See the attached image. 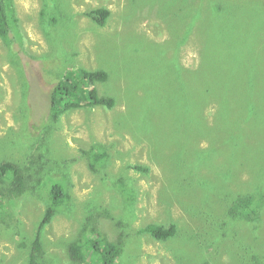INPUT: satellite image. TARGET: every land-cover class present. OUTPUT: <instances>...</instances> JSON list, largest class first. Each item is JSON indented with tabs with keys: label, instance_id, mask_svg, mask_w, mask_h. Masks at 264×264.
Segmentation results:
<instances>
[{
	"label": "rangeland",
	"instance_id": "374dc122",
	"mask_svg": "<svg viewBox=\"0 0 264 264\" xmlns=\"http://www.w3.org/2000/svg\"><path fill=\"white\" fill-rule=\"evenodd\" d=\"M52 1L13 0L21 40L10 45L0 37V162L25 166L43 152L47 160L44 169L49 170V176L66 179L70 193L66 207L58 209L41 232L39 262L85 264L71 257L69 246L78 239L85 215L101 211L99 229L103 234L109 240L124 236V255L117 264H255L254 251L264 256V209L258 230L250 223L226 225L223 216L211 221L214 214L209 204L199 191L192 190L195 183L189 185L184 180L185 164L184 171L173 165L175 156L177 162L185 161L196 147L187 150L177 145L184 149L179 157L173 142L183 144L186 137L182 130L171 128L180 125L193 109L204 107L202 85L189 77L190 70H197L205 61L203 46L209 40L216 43L218 51L211 64L217 65L226 79L223 58L231 50L228 37L233 33L231 39L236 43L239 28H246L257 14L264 15V0H196V13L193 5L183 6L186 0H143V6L153 11L147 16L137 11L131 16L130 0H56L69 14L57 26L49 24V17L41 18L42 9L48 7L53 12ZM140 1L134 5H141ZM223 2L236 6L239 27L232 23L233 13L232 22L229 16L217 25L210 24L220 19L210 13L209 6ZM101 6L111 12L104 27L96 26L84 14ZM191 20L194 24L189 30L185 25ZM140 36L169 44L168 51L177 61V67L158 71L155 76H162L149 86L141 81L154 69L139 62L146 54ZM251 39L257 41V36ZM258 49L264 50L250 43L247 52ZM255 54L257 60L261 55ZM72 66L107 71L108 78L96 87L100 94L114 97L115 105L72 108L50 123L48 98L53 74ZM142 86L150 89L148 96ZM138 101L143 102L142 109ZM164 105H168L165 110ZM214 106L217 109L216 103ZM148 116L150 125L145 121ZM43 124L52 125L48 134L41 128ZM45 138L49 147H43ZM94 143L103 144L108 152L98 170L89 167L85 155ZM259 147L264 151V145ZM241 158L242 174L236 181L248 187L250 159L245 154ZM178 177L183 179L180 187L176 185ZM121 183L134 193L131 204ZM253 187L264 193V181ZM218 191H212L213 204ZM44 199V192L28 190L5 206L6 215H0V264H29L32 242L47 206ZM170 222L181 230L179 236L166 241L138 231L149 223Z\"/></svg>",
	"mask_w": 264,
	"mask_h": 264
},
{
	"label": "trees",
	"instance_id": "16d2710c",
	"mask_svg": "<svg viewBox=\"0 0 264 264\" xmlns=\"http://www.w3.org/2000/svg\"><path fill=\"white\" fill-rule=\"evenodd\" d=\"M195 1L186 0L183 6L193 5V11L196 13L198 7L195 5ZM129 2L131 16L133 11H137L139 14L146 12L144 16L153 12L151 7L143 6L146 4L143 0L140 1L141 5H134L138 4L137 0ZM52 3L54 4L53 12L48 11V7H46L41 10V18L49 17V24L62 25L63 17L67 19L66 16L69 15L65 12L66 6L63 7L61 2L56 0ZM209 11L220 19L219 21L214 19V22L212 21L210 24L217 25L221 22V18L229 17L233 13V22L231 16L229 21L233 25L237 22L239 27L240 18L235 12L234 4L231 6L224 2L219 3L209 6ZM84 14L96 26L104 27L111 12L108 8L101 6L92 8ZM263 16L257 14L246 25V28L245 25L240 27L241 32L238 31L239 33L236 35L238 36L236 43L234 38L231 39L233 33L229 35L231 50L223 58V67L227 72L226 79L221 77L219 67L211 64V60L218 51L216 43L209 40L203 46L205 61H201L197 70H190L189 77L202 85L200 95L204 100V107L193 109L190 114H186L187 117L180 125L171 128V131L174 132L178 129L182 130L186 137L183 144L173 142L176 146L175 150L180 152L179 157L184 149L177 145H183L187 150L196 147L192 149L193 155L186 158L185 161L177 162L176 158L178 157L175 156L173 165L176 169L184 171L183 164H185L187 173L184 180L189 185L195 183L192 190L199 191L204 203L209 204L208 209L214 214V219L211 221H216L218 216H223L225 217L223 223L226 225L240 222L250 223L254 230H258L260 222H262L264 209V193L258 188L254 190L253 187L258 182L264 181V151L259 147V144L264 145V50L258 49L248 53L247 49L250 43L259 44L264 48ZM127 18H131L129 14ZM17 20L13 0H0V37L10 45L21 40ZM193 24L194 20H191L185 26L191 30ZM252 36H257V41L251 39ZM138 40L146 52V54H142L144 56L140 57L139 62H145L154 69L147 79L141 81V84L149 86L148 83H154L162 76H155L158 71L162 72L161 69H165L167 72L172 67H177L175 56L171 50L168 51L169 44H159L144 37L142 40V36L138 37ZM255 53L261 55L257 60L254 59ZM53 75L55 79L52 82L48 98L50 123L51 121L56 123L62 114L72 108L80 106L112 108L115 105L114 97L100 94L96 87V83L104 82L109 76L104 69L72 66L70 70L63 69ZM145 89L148 96L150 89L148 87ZM214 103L217 104V109ZM142 104L143 102L138 101V108L142 109ZM168 105H164V110L168 108ZM208 108L212 109L208 110L209 113ZM234 110H237L238 113H235ZM145 121L149 125L151 124L149 116ZM50 126L52 128V125L43 124L41 128H45L48 134ZM147 127L149 128V126ZM247 135L249 136L246 137ZM45 146L49 147L46 138L43 147ZM235 146L237 147L235 148ZM243 154L250 159L251 164V171L247 173L249 181H251V185L248 187L247 185L241 187L236 181L242 174L239 165L243 162L241 158ZM85 155L89 167L92 170H98L99 167L104 166L108 152L103 144L94 143L85 151ZM30 162L25 166L7 160L0 162V215H6L7 207L5 206L23 196L28 190H36L40 194L44 192L47 206L32 242V253L29 260V264H42L39 262L43 249L41 232L52 220L56 211L62 206L66 207L70 193L66 179L49 176L47 173L49 170L44 169L47 160H45L43 152H40ZM35 164L38 167L32 169ZM134 168L140 171L146 170L141 166H134ZM182 182L183 179L178 177L176 185L180 187ZM215 189L219 191L216 193L218 198H215V204H213L212 191ZM121 191L125 193L128 199L127 203L131 204L134 201L133 191L124 183H121ZM209 200L212 202L210 203ZM92 212L85 215L78 239L69 246L71 257L85 264H117L119 258L124 255V236L109 240L99 229V216L104 213L101 211ZM180 230L181 228H178L175 222H170L168 225L149 223L138 231L146 232L158 240L166 241L179 236ZM198 236H202V234ZM253 262L264 264V256L257 255L254 251Z\"/></svg>",
	"mask_w": 264,
	"mask_h": 264
}]
</instances>
